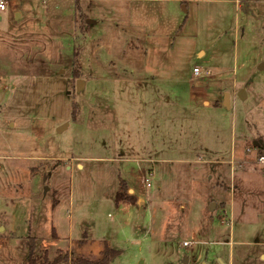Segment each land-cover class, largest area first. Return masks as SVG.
Returning <instances> with one entry per match:
<instances>
[{
  "label": "rangeland",
  "instance_id": "1",
  "mask_svg": "<svg viewBox=\"0 0 264 264\" xmlns=\"http://www.w3.org/2000/svg\"><path fill=\"white\" fill-rule=\"evenodd\" d=\"M4 1L0 264H264V0Z\"/></svg>",
  "mask_w": 264,
  "mask_h": 264
},
{
  "label": "trees",
  "instance_id": "2",
  "mask_svg": "<svg viewBox=\"0 0 264 264\" xmlns=\"http://www.w3.org/2000/svg\"><path fill=\"white\" fill-rule=\"evenodd\" d=\"M75 115V114H74ZM262 144V143H261ZM123 190L127 192V187L126 184L122 185ZM129 198H127V197ZM129 199L131 202L136 201L135 196L132 194H126L124 191H119L117 194L118 199ZM80 245H83L87 242L86 235H84L83 238L80 239L79 241ZM36 249V244L35 242L30 245V250H29V256L27 258V264H58L64 261V263L67 264H110L112 258L117 255L118 250L113 249L109 247L107 244H105V247L101 251L99 256L96 257H91V256H86L83 254H79L77 256L71 257L70 255L66 254L64 256L59 255L53 260L50 261L47 255V252L44 255L43 262H39V260L34 257V251Z\"/></svg>",
  "mask_w": 264,
  "mask_h": 264
},
{
  "label": "crops",
  "instance_id": "3",
  "mask_svg": "<svg viewBox=\"0 0 264 264\" xmlns=\"http://www.w3.org/2000/svg\"><path fill=\"white\" fill-rule=\"evenodd\" d=\"M93 23H95V21L93 22ZM93 23H91V24H93ZM202 53H204V51L202 52ZM136 82V81H135ZM140 85V83H139V80L135 83V86L136 87H140L139 86ZM237 89L236 90H234L233 91V93L234 94H237ZM222 94L224 93V91H222L221 92ZM233 94L231 93V91L230 90H228V91H226V99H225V101L223 102V101H219V99H215L213 102H211L209 99H207L206 97H204V99H203V103L207 106V107H210V106H214V107H220V108H223V107H227V108H231L232 107V102H233ZM247 97H248V94H247ZM198 98H199V96H198ZM180 105V107H182V108H185L186 109V107H187V105H185V104H182V103H180L179 104ZM140 106V103H137V105H136V102H134L133 103V114H135V111H134V109L136 110V108L135 107H139ZM262 141V144L260 145V146H257V148H258V152L263 148V145H264V142H263V140H261ZM255 146V145H254ZM247 147H252L251 145H247ZM129 189V188H128ZM131 190L129 189V192H130ZM134 195V194H133ZM135 196V195H134ZM136 197V196H135ZM127 200V199H126ZM142 202H144L143 200H141L140 198L138 199L137 198V200H136V204H141ZM54 237H56V236H54ZM87 243V242H86ZM90 243V242H89ZM91 244V243H90ZM85 245H87V244H85ZM80 247H83V245H81ZM101 251L102 250H100V253H101ZM100 253L98 254V256L100 255Z\"/></svg>",
  "mask_w": 264,
  "mask_h": 264
},
{
  "label": "water",
  "instance_id": "4",
  "mask_svg": "<svg viewBox=\"0 0 264 264\" xmlns=\"http://www.w3.org/2000/svg\"><path fill=\"white\" fill-rule=\"evenodd\" d=\"M93 22H94V21L91 20V19L88 20V23H93ZM259 67H260L261 69L264 68V63H261ZM76 84H77V86H76L77 91H78V92H82L83 89H84V87H85V80L82 79V78H78ZM238 96H239L241 99H245V98L247 97V93H246L245 90L242 88V89L239 90V92H238ZM67 126H68V123H66V124H64V125H62V126H60L58 130H59V131H63ZM261 143H262L261 140H256V141H254V145H255V146H260ZM263 146H264V145H263ZM213 206L215 207L216 204H213Z\"/></svg>",
  "mask_w": 264,
  "mask_h": 264
},
{
  "label": "built area",
  "instance_id": "5",
  "mask_svg": "<svg viewBox=\"0 0 264 264\" xmlns=\"http://www.w3.org/2000/svg\"><path fill=\"white\" fill-rule=\"evenodd\" d=\"M0 8L1 9H5L6 8V4H5V1L4 0H1L0 1ZM194 73H195V77H200L202 76L201 74V69L199 67H195L194 68ZM257 162L258 164H261V165H264V146L263 148L258 152V155H257ZM152 174V173H150ZM144 184L146 186H150L151 183H150V178L147 177V173H144ZM188 244V242L185 243V245Z\"/></svg>",
  "mask_w": 264,
  "mask_h": 264
}]
</instances>
